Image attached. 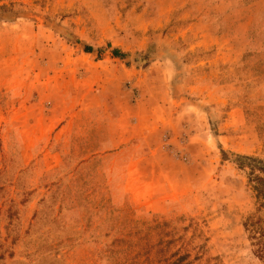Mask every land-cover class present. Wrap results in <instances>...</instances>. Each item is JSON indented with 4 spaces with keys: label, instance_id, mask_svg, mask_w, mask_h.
<instances>
[{
    "label": "rangeland",
    "instance_id": "374dc122",
    "mask_svg": "<svg viewBox=\"0 0 264 264\" xmlns=\"http://www.w3.org/2000/svg\"><path fill=\"white\" fill-rule=\"evenodd\" d=\"M172 2L121 0L106 28L56 0H0V264H264L244 228L264 209L235 165L264 161V0H199L205 21H229L222 59L197 67L181 11L152 28ZM114 51L132 70L128 133L149 129L120 149L106 146ZM169 72L192 111L173 133L134 108Z\"/></svg>",
    "mask_w": 264,
    "mask_h": 264
},
{
    "label": "crops",
    "instance_id": "0c3cea01",
    "mask_svg": "<svg viewBox=\"0 0 264 264\" xmlns=\"http://www.w3.org/2000/svg\"><path fill=\"white\" fill-rule=\"evenodd\" d=\"M16 1L24 3L27 0ZM181 1V5H178L176 2H172L171 4H174V6L169 4L165 8H159L160 14L155 16L154 19H156V21L154 22L155 24H152V28L165 26V17L168 19L171 11H181L184 22L182 24L183 32L182 34H178L175 39L180 37L183 41H185L187 44L185 47L186 53L189 55L192 54L190 57L198 56L199 54L200 56L202 55L201 57H196L197 61L194 63V66H199V63L201 62H204V64L208 63L209 66H211L212 63L216 64L218 60L222 59V53L226 51L221 42V40H223L224 36L226 35L218 34L219 29L216 28L223 27L224 24H227V21L229 20H225L223 18L218 22L215 21L213 25L212 23L205 21V7L199 3V0ZM56 2L61 4V10L64 11H74L78 8L87 11L90 15V18H92L94 22L93 25H106V28L117 26L119 23V17H117L116 22L113 23L111 16L112 11H115L120 15L119 12L125 9L124 5L121 3V0H56ZM135 10H138V8L136 7ZM240 10L241 9H234L233 11L238 12ZM234 12L231 13L234 15ZM213 27H215L216 31H211L213 30ZM204 52H206L207 55L205 54L203 56ZM117 53L118 52H111L109 57H107L109 58V62L111 64L110 66H106V123L115 122L118 124L119 132L117 133L116 130L113 136L110 134L106 135V146L109 147L116 143L114 144L116 145L114 146L115 149H120L119 147L123 144H126L128 139L136 140L144 137L147 127L141 125V123H147L148 120H136L135 126L132 127V129L130 128V132L128 133L127 124L129 119L127 118V103L124 102L126 93L124 90H122V86L127 80V72H131L132 70H128L126 65L122 64L125 59L119 55L116 56L115 54ZM158 73L159 72L157 70V77L151 75V79H158ZM133 74L134 81L136 82L137 86L141 88V86H143L144 82L146 81V77H144V74H138L136 69H134ZM173 77V73H167L164 79L165 83L161 86L159 83L157 86L154 84L155 87H160L158 89L154 88L153 86L148 88L147 90L149 93L146 92L147 99L143 92L140 96V101L134 106L136 110H142L145 115L149 116L150 114V118H152V115L155 112V119H152L151 123H158L157 127L163 128L165 126L167 129H169V131H172V133L174 132V128L179 126L186 115L192 113V111L189 110L191 107V100L185 99L184 101V98L181 97L180 92L182 90L178 87L177 81L175 80L172 83ZM115 92L118 93L116 94ZM65 98H67L66 95L62 97V99ZM159 99H163V102H165L166 105H160ZM185 103L187 108H182V106L185 107ZM147 108H150V112L148 113L144 111ZM117 141L119 142L118 144ZM113 153L115 154L118 152Z\"/></svg>",
    "mask_w": 264,
    "mask_h": 264
},
{
    "label": "trees",
    "instance_id": "16d2710c",
    "mask_svg": "<svg viewBox=\"0 0 264 264\" xmlns=\"http://www.w3.org/2000/svg\"><path fill=\"white\" fill-rule=\"evenodd\" d=\"M235 165L245 174L247 186L254 196L257 210L261 212L264 209V161L255 157L239 156ZM244 228L252 246L255 247L256 257L264 260V222L258 219L253 223L244 224Z\"/></svg>",
    "mask_w": 264,
    "mask_h": 264
}]
</instances>
